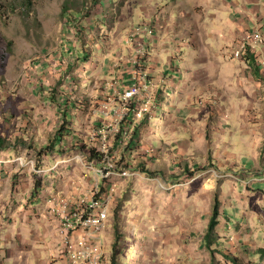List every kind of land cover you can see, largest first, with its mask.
<instances>
[{
	"label": "rangeland",
	"instance_id": "obj_1",
	"mask_svg": "<svg viewBox=\"0 0 264 264\" xmlns=\"http://www.w3.org/2000/svg\"><path fill=\"white\" fill-rule=\"evenodd\" d=\"M145 24L171 40L174 80L163 114L131 117L119 145L100 94L109 71L117 81L131 69L127 40ZM254 31L253 68L234 52ZM99 130L107 152L96 150ZM0 137V264H13L20 235L58 221L54 197L111 187L105 264H235L227 254L264 264V0H0Z\"/></svg>",
	"mask_w": 264,
	"mask_h": 264
},
{
	"label": "built area",
	"instance_id": "obj_2",
	"mask_svg": "<svg viewBox=\"0 0 264 264\" xmlns=\"http://www.w3.org/2000/svg\"><path fill=\"white\" fill-rule=\"evenodd\" d=\"M153 37L150 25H137L131 29L128 44L132 48L130 82L125 87H119L113 77L103 85V92L107 98L98 107L100 118L109 121L108 133L111 136L119 135V145L127 137L129 119L137 122L150 118V113L157 109L154 83L147 68V47L145 40ZM263 44V36L254 31L243 37L238 49L234 52L235 58L242 56L246 50L257 52ZM149 115V116H148ZM104 128V127H102ZM105 129V128H104ZM96 150L107 152L110 148V137L107 132L98 131ZM152 148L146 151L153 153ZM113 187L109 192L100 194L95 189L93 197H79L77 199L54 197L50 200L52 213L58 219V233L60 236V256L67 264H105V249L101 233L109 220V207L112 202Z\"/></svg>",
	"mask_w": 264,
	"mask_h": 264
},
{
	"label": "crops",
	"instance_id": "obj_3",
	"mask_svg": "<svg viewBox=\"0 0 264 264\" xmlns=\"http://www.w3.org/2000/svg\"><path fill=\"white\" fill-rule=\"evenodd\" d=\"M156 27H158L157 29H161L162 26L158 22ZM157 29L155 31H157ZM161 36L159 32H155L152 39H147L150 48L148 66L150 68V76L154 83L155 99L157 101V109L154 116L157 117L163 114L164 101H167L164 97L167 99L170 98L165 93V90L167 89V82L170 81L172 83L174 79H170L168 68L172 62L177 60V57L172 55L174 48L171 44V40L167 38L169 40L167 43ZM187 69H177V72L183 73L186 77L185 73L188 71ZM121 70L122 72L120 75L119 71L117 72V81H119V84L127 82V86L130 82V68L128 65H124ZM110 73L115 77L113 71L108 72L109 75ZM119 78H121V81ZM184 81L185 79H182V82ZM122 86L125 87V85ZM176 89L177 88H175L173 84V93ZM100 95H103V93L101 92ZM55 219L51 217L49 218V222H43L42 227L45 234H42L40 237L31 234H24L23 237L20 235L18 239L20 242H18L17 246L15 244L14 250L12 249L13 252L7 259H12L13 264H67L65 259L60 256L61 244L57 230L58 221Z\"/></svg>",
	"mask_w": 264,
	"mask_h": 264
},
{
	"label": "trees",
	"instance_id": "obj_4",
	"mask_svg": "<svg viewBox=\"0 0 264 264\" xmlns=\"http://www.w3.org/2000/svg\"><path fill=\"white\" fill-rule=\"evenodd\" d=\"M242 59L244 61H246V63L253 67L257 61V57L256 55L251 52L249 49L246 50V52L242 55ZM254 68V67H253ZM255 71H256V68H255ZM145 120V119H144ZM143 120V121H144ZM141 125L143 123H140ZM133 135H137V133L139 132V129L140 127L138 126H135L133 128ZM63 132L61 131L60 134H62ZM61 142V135L58 136V138H56V143H59ZM7 144H6V140L2 137H0V149H6L7 148ZM56 146V145H54ZM91 158H99V154L97 153H91ZM143 168V167H142ZM143 172L144 173H148L149 175H152L151 171L147 170V169H143ZM117 212V211H116ZM219 217H220V214H219V202L218 200L215 201V205H214V208H213V214H212V217L210 218V222L208 224V227H207V231H206V234H205V238H204V241H205V245L207 246V248L213 253L215 252L212 248L216 242V239H215V236H216V232H217V228L219 226ZM225 258L227 259H230L231 261H233V263L235 264H243V262L241 260H239L237 257H234L232 255H224ZM114 257H112V262L111 264H114Z\"/></svg>",
	"mask_w": 264,
	"mask_h": 264
}]
</instances>
